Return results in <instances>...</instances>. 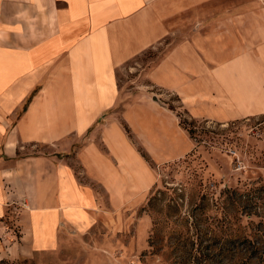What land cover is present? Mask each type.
Returning a JSON list of instances; mask_svg holds the SVG:
<instances>
[{
    "label": "crops",
    "instance_id": "0c3cea01",
    "mask_svg": "<svg viewBox=\"0 0 264 264\" xmlns=\"http://www.w3.org/2000/svg\"><path fill=\"white\" fill-rule=\"evenodd\" d=\"M169 37L149 74L189 115L264 116V0H0V237L13 252L49 250L153 184L120 119L144 132L165 111L127 103L117 71Z\"/></svg>",
    "mask_w": 264,
    "mask_h": 264
},
{
    "label": "rangeland",
    "instance_id": "374dc122",
    "mask_svg": "<svg viewBox=\"0 0 264 264\" xmlns=\"http://www.w3.org/2000/svg\"><path fill=\"white\" fill-rule=\"evenodd\" d=\"M178 40L169 37L117 71L127 103L135 106L146 97L165 111L145 115L144 132L120 119L153 171V184L124 209L106 204L108 211L96 210L89 227H63L60 243L35 255L18 252L21 240L13 252L12 243L0 237V264H183L188 252L175 245L184 236L196 240L199 264H239L244 237L264 254V116L219 123L189 115L179 96L154 84L149 74ZM22 215L18 209L12 213L14 220Z\"/></svg>",
    "mask_w": 264,
    "mask_h": 264
},
{
    "label": "trees",
    "instance_id": "16d2710c",
    "mask_svg": "<svg viewBox=\"0 0 264 264\" xmlns=\"http://www.w3.org/2000/svg\"><path fill=\"white\" fill-rule=\"evenodd\" d=\"M30 101L27 100V103ZM201 200H205L204 197H202ZM206 205V204H205ZM204 206H200V208H206ZM185 240L184 242H177L175 245V249H179L182 253L183 252H188L187 255L183 256L182 260L180 262H182L183 264H187L188 262H193L194 264H199L201 259L203 258V255H196L194 253V250L196 248V240H191L192 238L189 236H184ZM241 245H243L242 247V255H240L239 257V264H254V260L258 259V261L260 262V264H264V254L263 252H260V248L259 246H257L255 244V242H253L251 239H249L248 237H244L241 240ZM190 244V246H192L191 249L185 250L184 248H186L188 245ZM231 248H228V251H230ZM175 263H177L175 261ZM202 263V262H201Z\"/></svg>",
    "mask_w": 264,
    "mask_h": 264
}]
</instances>
